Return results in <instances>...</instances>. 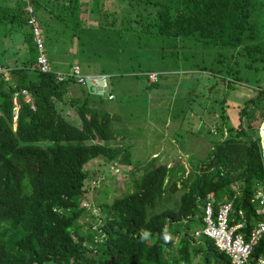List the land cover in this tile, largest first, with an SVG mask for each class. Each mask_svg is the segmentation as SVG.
<instances>
[{
    "label": "trees",
    "instance_id": "1",
    "mask_svg": "<svg viewBox=\"0 0 264 264\" xmlns=\"http://www.w3.org/2000/svg\"><path fill=\"white\" fill-rule=\"evenodd\" d=\"M32 6L47 49L53 54L61 46L64 53L72 43L76 50L67 71L53 67L50 57V71L41 73L25 5L0 0L4 39L23 33L31 54L8 60L10 48L0 45V65L11 74L9 82L0 79V264H195L198 256L197 264H231L197 232L208 203L217 212L233 201L231 224L242 213L246 237L260 221L254 196L264 190V0H32ZM84 65H100L102 72L86 74ZM75 66L86 77L107 76V87L79 83L71 76ZM171 75L196 86L197 99L210 100L220 119L209 134L221 139L188 174L181 164L157 166L152 159L133 179L140 166H133L115 127L118 115L107 107L119 100L114 79L132 86L136 78L134 90L146 93ZM240 88L256 94L229 127L228 92ZM22 90L32 102L20 98L14 123L13 100ZM96 160H104L103 168L135 171L122 182L129 190L112 201L110 189L92 197L100 180L116 181L111 170L106 178L101 168L86 169ZM263 256L264 238L250 262Z\"/></svg>",
    "mask_w": 264,
    "mask_h": 264
},
{
    "label": "rangeland",
    "instance_id": "2",
    "mask_svg": "<svg viewBox=\"0 0 264 264\" xmlns=\"http://www.w3.org/2000/svg\"><path fill=\"white\" fill-rule=\"evenodd\" d=\"M83 1L87 2L88 0ZM87 18L88 15H83V19L87 20ZM28 27L32 36L31 46L36 52L34 54L38 57L39 51L34 42L32 27L30 25ZM7 30L8 28L4 24L0 25V45H4L5 42L7 45L5 48H10L8 51V60H12L15 57L19 59L29 58L31 54L28 52L29 48L25 42L24 34L18 33L15 35L14 32V36L9 32L10 36L8 35L4 39ZM43 38L47 47L49 43L47 44V37L44 33ZM74 46L76 45H72V43L65 45L64 53H62L61 46H56L53 48V54L52 46L48 47L49 49L46 50V53L49 58L51 57V65L59 71H67L71 63L70 56L73 53L75 54L76 48ZM66 49H68V52H66ZM84 67V73L90 72L98 74L102 72L100 65H93L91 68L84 65ZM172 76H165L161 81V87L159 89H147L146 93L140 90H134L137 83L136 78L129 80L132 86H126L127 83L123 79H114V88L119 93V100L108 102L107 107L113 111L112 113L118 115L115 127L118 134H120L121 143L131 151L133 166H140V169H137V175L133 179L139 178L141 176V170L145 167L153 165L150 163L152 159L158 161L157 166L167 164L169 167H173L181 164L186 168L188 174L191 168L197 166L199 161L207 157L216 142L221 139L220 136L209 134L212 129L215 131L214 128L219 125V120H217L219 116H213L211 112L212 104L210 100H203L202 97L200 100L197 99L195 96L196 86L192 85L191 87H187L185 83L175 82L173 78H176ZM105 78L108 77H104L103 79ZM181 78L180 81L187 79L183 78V76ZM138 81L139 83L147 84L143 77L139 78ZM251 81L255 82V79L251 78ZM106 82V79L103 80L99 83V87H105ZM89 86H92V84L89 83ZM121 86H126L125 92L129 91L128 95L125 96V92H123ZM226 90L224 88V93ZM228 93L230 94L227 99V104L229 105L227 111L229 117L228 125L229 127H235L239 121L238 114L240 109L248 100L247 98L254 97L256 92L240 88V90ZM241 95H248L249 97H241ZM213 96V99L217 102L221 99L220 92L216 95V99L215 94ZM68 111L67 116L73 118L74 111L69 107ZM180 118L184 121H180ZM181 122H185L183 129L176 135ZM103 161L96 160L86 166V169L101 168L103 170L101 177L105 176L106 178L111 177L109 174V170H111L114 173L113 176L116 177V181L113 179L107 180L103 184L100 180L99 183L101 186L90 194L97 199L99 193H102V196H104L103 192L110 189L112 194L108 198L112 201L113 197L123 195V193L129 190V186L127 187V184L122 185V182L133 180L129 178V175L135 171L128 168H103ZM123 174L126 176L125 180L123 179ZM130 176L132 177V174ZM178 196L180 197V195ZM176 198L178 199V197ZM168 207H174V204H170ZM84 221L91 222V219L87 217ZM170 239L173 242L180 240L179 238L176 239L173 235H171ZM199 262H201L200 256L194 260L195 264Z\"/></svg>",
    "mask_w": 264,
    "mask_h": 264
},
{
    "label": "built area",
    "instance_id": "3",
    "mask_svg": "<svg viewBox=\"0 0 264 264\" xmlns=\"http://www.w3.org/2000/svg\"><path fill=\"white\" fill-rule=\"evenodd\" d=\"M27 4V12L30 15L29 25L32 27V32L34 35V42L39 51V56L37 58L36 67L41 73H48L50 71V65L48 62V56L46 54L45 41L43 38V31L37 25V20L35 17V11L30 5L31 0H22ZM78 79L79 83H91L92 86H99L104 77L107 76H84L81 73L79 67H73V74ZM5 79L6 82L10 81V72L5 69V67L0 66V79ZM65 77L59 75V80H63ZM9 80V81H8ZM101 80V81H99ZM158 80V75L152 73L149 76L150 82H155ZM99 81V82H98ZM101 87V86H100ZM105 87H107V82ZM103 87V88H105ZM17 94V95H16ZM13 100L14 112H15V122L18 120L20 112V98L24 97V101L29 104L32 102L30 95L27 90H22L17 92ZM254 202L258 205V214L260 216V221L255 227L246 234L243 232L246 228L245 216L240 213V220L234 221L231 224V216L233 213V201L221 206L216 212L213 204L208 203L206 205V211L204 216L205 227L197 232V236L203 235L211 239L218 251L224 253L229 257L231 264H252L251 257L254 252V248L261 242L264 238V190L258 188L255 193ZM255 264H264V256L259 258Z\"/></svg>",
    "mask_w": 264,
    "mask_h": 264
},
{
    "label": "crops",
    "instance_id": "4",
    "mask_svg": "<svg viewBox=\"0 0 264 264\" xmlns=\"http://www.w3.org/2000/svg\"><path fill=\"white\" fill-rule=\"evenodd\" d=\"M35 10V17H36V20H37V25L39 26V22H38V19H37V11H36V9H34ZM40 28H41V30L43 31V33L45 34V32H44V30H43V28L41 27V26H39ZM8 31V30H7ZM5 32V31H4ZM8 35V34H7ZM45 41V40H44ZM45 47H46V42H45ZM18 50V49H17ZM46 50H47V47H46ZM47 54V53H46ZM39 56V55H38ZM47 56H48V54H47ZM38 58V57H37ZM48 58H49V56H48ZM47 58V59H48ZM48 62H49V60H48ZM0 66H2V65H0ZM2 67H5V66H2ZM50 67H51V65H50ZM6 70H8L9 72H10V70L9 69H7V68H5ZM10 76H11V74H10Z\"/></svg>",
    "mask_w": 264,
    "mask_h": 264
},
{
    "label": "water",
    "instance_id": "5",
    "mask_svg": "<svg viewBox=\"0 0 264 264\" xmlns=\"http://www.w3.org/2000/svg\"><path fill=\"white\" fill-rule=\"evenodd\" d=\"M261 144H262L263 153H264V123L261 126Z\"/></svg>",
    "mask_w": 264,
    "mask_h": 264
},
{
    "label": "clouds",
    "instance_id": "6",
    "mask_svg": "<svg viewBox=\"0 0 264 264\" xmlns=\"http://www.w3.org/2000/svg\"><path fill=\"white\" fill-rule=\"evenodd\" d=\"M24 5H25V10L27 11V4L25 3V2H23L22 0H20ZM30 5L32 6V0L30 1ZM32 8L34 9V7L32 6ZM35 11V10H34ZM29 20H30V18H29ZM29 20H28V25H29ZM36 62H37V58H36ZM14 115H15V112H14ZM14 120H15V118H14ZM18 121V120H17ZM16 121V122H17ZM16 122H14V123H16ZM258 190V189H257ZM256 190V191H257ZM256 193V192H255ZM255 197V196H254ZM258 206V205H257Z\"/></svg>",
    "mask_w": 264,
    "mask_h": 264
}]
</instances>
